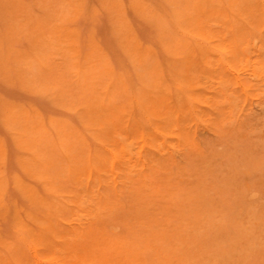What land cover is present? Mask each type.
Segmentation results:
<instances>
[{"label": "rangeland", "instance_id": "rangeland-1", "mask_svg": "<svg viewBox=\"0 0 264 264\" xmlns=\"http://www.w3.org/2000/svg\"><path fill=\"white\" fill-rule=\"evenodd\" d=\"M263 3L0 0V262L264 264Z\"/></svg>", "mask_w": 264, "mask_h": 264}, {"label": "bare ground", "instance_id": "bare-ground-1", "mask_svg": "<svg viewBox=\"0 0 264 264\" xmlns=\"http://www.w3.org/2000/svg\"><path fill=\"white\" fill-rule=\"evenodd\" d=\"M207 1H208V0H207ZM236 1H237V0H236ZM159 3H160V2H159ZM229 3H230V2H229ZM263 4H264V3H263ZM166 5H167V4H166ZM183 5H185V4H183ZM195 5H196V4H195ZM230 5L233 6L231 3H230ZM197 6H198V5H197ZM197 6H196V7H197ZM201 6H202V4H201ZM186 7H187V6H186ZM196 7H195V8H196ZM181 8H182V7H181ZM199 8H200V7H199ZM201 8H202V7H201ZM184 9H185V8H184ZM196 9H198V8H196ZM196 9H195V10H196ZM203 9H204V8H203ZM229 9H230V7H229ZM231 9H232V7H231ZM231 9H230V10H231ZM233 9H234V6H233ZM171 10H172V9H171ZM198 10H199V9H198ZM198 10H197V11H198ZM200 10H201V9H200ZM235 10H236V9H235ZM164 11H165V10H164ZM189 11H190V9H189ZM192 11H193V10H192ZM197 11H196V14H197V13L199 14V13L201 12V11H200V12H199V11L197 12ZM239 11H240V10H239ZM168 12H169V11H168ZM207 12H210V10L207 11ZM207 12H206V13H207ZM230 12H232V11H230ZM230 12H229L228 15H230ZM202 13H204V12H202ZM212 13H214V12L212 11ZM215 13H216V12H215ZM215 13H214V14H215ZM232 13H233V12H232ZM208 14H209V13H208ZM234 14H235V12H234ZM168 15H169V14H168ZM170 15H171V14H170ZM201 15H202V14H201ZM204 15H205V14H204ZM209 15H211V14H209ZM235 15H236V14H235ZM171 16H172V15H171ZM196 16H198V15H196ZM169 17H170V16H169ZM172 18H173V17H172ZM229 18H231V17H229ZM173 19L176 20V18H173ZM198 19H199V21L201 20V18H200L199 16H198ZM199 21L197 20V22H199ZM225 21H226V20H225ZM225 21H224V22H225ZM227 21H228V20H227ZM227 21H226V23H227ZM175 22H176V21H175ZM229 22H230V21H229ZM229 22H228V23H229ZM232 22H233V21H232ZM228 23H227V27L230 26V25H228ZM230 23H231V22H230ZM230 23H229V24H230ZM200 24H201V21L199 22V25H198V26H201ZM212 24H213V23H212ZM224 24H225V23H224ZM233 24H234V26H235V23H234V22H233ZM178 25H179V27H180V24H179V23H178ZM194 25H196V24L194 23ZM213 26H214V25H213ZM234 26L232 25V27H234ZM202 27H203V29H202V31H203V30H204V25H203ZM227 27H226V28H227ZM199 28H200V27H199ZM177 29H178V28H177ZM177 29H176V31H177ZM180 29H181V28H180ZM185 29H186V28H185ZM230 29H231V27H230ZM181 30L184 31V28L181 29ZM181 30H180V31H181ZM235 30H236V29H235ZM246 30H248V29H246ZM178 31H179V30H178ZM178 31H177V32H178ZM187 31H188V30H187ZM187 31H185V32H187ZM189 31H190V30H189ZM199 31H200V30H199ZM225 31H227V30H225ZM200 32H201V31H200ZM203 32H205V31H203ZM178 33H179V32H178ZM178 33H177V34H178ZM180 33H181V32H180ZM189 33H191V32H189ZM192 33H193V32H192ZM192 33L190 34L191 36H196V34H197V33H196L195 35H192ZM179 35H180V34H179ZM183 35H184V34H183ZM197 35H198V34H197ZM229 35H230V34H229ZM218 36H219V35H218ZM180 37H181V36H180ZM198 37H200V36H198ZM207 37H208V36H207ZM221 37H222V36H221ZM223 37H224V36H223ZM182 38H183V36H182ZM184 38H185V37H184ZM195 38H196V37H195ZM200 38L202 39V37H200ZM187 39H188V38H187ZM187 39H186V40H187ZM203 39H204V38H203ZM226 39H229V37H227ZM191 40H192V39H191ZM194 40H195V39H194ZM196 40H197V39H196ZM207 40H209V39H207ZM236 40H237V39H236ZM200 41H201V40H200ZM202 41H203V40H202ZM202 41H201V42H202ZM205 41H206V40H205ZM214 41H216V40H214ZM177 42H178V41H177ZM192 42H193V41H192ZM203 42H204V41H203ZM208 42H209V41H208ZM210 42H212V40H210ZM162 43H163V42H162ZM213 43H214V42H213ZM213 43H209V45H211V44H213ZM215 43H216V42H215ZM215 43H214V45L216 46ZM189 44H190V43H189ZM204 44H205V43H204ZM228 44H229V43H228ZM230 44H231V43H230ZM194 45H195V44H194ZM127 46H128V45H127ZM163 46H164V45H163ZM163 46H162V47H163ZM211 46L213 47V45H211ZM215 46H214V47H215ZM184 47H185V46H184ZM195 47H196V46H195ZM216 48H217V47H216ZM219 49H220V52L223 51V50H221L222 48H219ZM76 50H77V49H76ZM162 50H164V49H162ZM217 50H218V48H217L216 50H214V51H217ZM246 50H247V49H246ZM71 51H73V50H71ZM138 51H139V50H138ZM149 51H150V50H149ZM171 51H172V50H171ZM196 51L198 52V50H196ZM224 51H226V50H224ZM242 52H243V51H242ZM244 52H245V51H244ZM145 53L147 54V51H146ZM211 53H212V52H211ZM227 53H228V52H226V55H227ZM235 53H236V52H235ZM235 53H233V54H235ZM223 54H224V53H223ZM236 54H237V53H236ZM82 55H83V54H82ZM144 55H145V54H144ZM148 55H149V54H148ZM150 55H151V54H150ZM164 55H165V53H164ZM214 55L217 56L216 54H214ZM218 55H219V54H218ZM226 55H224V56H226ZM156 56H157V55H156ZM166 56H167V55H166ZM215 56H214V57H215ZM219 56H221V53H220ZM227 56H228V55H227ZM232 56H233V55H232ZM150 57H151V56H150ZM234 57H235V56H234ZM156 58H157V57H156ZM217 58H219V57H217ZM225 58H226V57H225ZM223 59H224V58H223ZM230 59H231V58H230ZM156 60H158V59H156ZM219 60H220V59H219ZM224 60H225V59H224ZM228 60H229V58H228ZM232 60H233V59H232ZM201 61H202V60H201ZM204 61H205V59H204ZM217 61H218V60H217ZM80 62H81V60H80ZM93 62H94V61H93ZM209 62H210V61H209ZM225 62H226V61H225ZM200 63H201V62H200ZM202 63H203V62H202ZM202 63H201V64H202ZM222 63H224V62H222ZM228 63H229V62H228ZM230 63H232V62H230ZM80 64H81V63H80ZM203 64L206 65V62L203 63ZM225 65H226V64H225ZM225 65H224V66H225ZM79 66H80V65H79ZM81 66H82V65H81ZM81 66H80V69L82 68ZM166 66H167V62H166ZM148 67H149V66H148ZM180 67H181V66H180ZM203 67H204V66H203ZM207 67L210 68L209 64H207L206 68H207ZM221 67H223V66H221ZM221 67H219V68H221ZM72 68H74V67L72 66ZM154 68H155V67H154ZM77 69H78V68H77ZM107 69H108V68H107ZM163 69H164V68H163ZM185 69H186V68H184V70H185ZM200 69H203L202 66H201ZM204 69H205V68H204ZM222 69H224V68H222ZM81 70H83V69H81ZM188 70H189V69H187V71H188ZM207 70H208V68H207ZM209 70H210V69H209ZM75 71L80 72L79 70H75ZM104 71H105V70H104ZM150 71H151V70H150ZM167 71H168V70H167ZM185 71H186V70H185ZM187 71H186V73H187ZM145 72H146V71H145ZM164 72H165V71H164ZM168 72H169V75L171 76L172 74H170V71H168ZM221 72H222V71H221ZM221 72H220V74H221ZM146 73H147V72H146ZM149 73H150V72H149ZM188 73H189V72H188ZM193 74H194V73H193ZM220 74H219V75H220ZM78 75H79V73H78ZM148 75H149V74H148ZM186 76H187V75H186ZM217 76H218V75H217ZM78 77H80V75H79ZM108 77H109V76H108ZM171 77L173 78L174 76H171ZM180 77H181V76H180ZM183 77H184V76H183ZM188 77H189V75H188ZM192 77H193V76H192ZM169 78H170V77H169ZM195 78L197 79V77H195ZM137 79H138V78H137ZM149 79H150V78H149ZM174 79H175V82H176V78H175V77H174ZM179 79H180V78H179ZM185 79L189 80L190 78H189V79H188V78H185ZM191 79H192V78H191ZM193 79H194V78H193ZM193 79H192V80H193ZM79 80H80V79H79ZM192 80H191V81H192ZM130 81H131V80H130ZM189 81H190V80H189ZM191 81H190V82H191ZM221 81L223 82V80H221ZM221 81H220V82H221ZM178 82H181V81H178ZM178 82H177V83H178ZM194 82H197V80L194 81ZM101 83H102V82H101ZM111 83H112V82H111ZM171 83H172V82H171ZM192 83H193V82H192ZM192 83H190V84H192ZM223 83H224V82H223ZM132 84H133V83H132ZM172 84H173V83H172ZM179 84H181V83H179ZM179 84H178V85H179ZM182 84H183V83H182ZM182 84H181V85H182ZM185 84H186V83H185ZM195 84H196V83L192 84L193 87L195 86ZM196 85H197V84H196ZM184 86H187V84L184 85ZM189 86H190V85H189ZM189 86H188V87H189ZM135 87H136V86H135ZM140 87H141V86H140ZM175 87H177V86H175ZM195 87H196V86H195ZM172 88H173V85H172ZM190 88H191V86H190ZM199 88H201V87H199ZM134 89H135V88H134ZM155 89H156V88H155ZM178 89H179V88H178ZM109 90H110V88H109ZM135 90H136V89H135ZM135 90H134V91H135ZM172 90H174V89H172ZM193 90H195V89H193ZM106 91H107V90H106ZM125 91H126V90H125ZM176 91H178V90H176ZM188 91H189V90H188ZM199 91H200V89H199L198 91L196 90V91H195L196 94L199 95V94H200V93H198ZM136 92H137V91H136ZM136 92H135V93H136ZM180 92H181V91H180ZM186 92H187V91H186ZM190 92H191V91H189V93H190ZM192 92H193V91H192ZM108 93H110V92H108ZM158 93H159V92H158ZM173 93H175V92H173ZM178 93H179V92H178ZM189 93H188V94H189ZM193 93H194V92H193ZM190 94H191V97H190V98H192V97H193V96H192V93H190ZM194 94H195V93H194ZM105 95H107V94H105ZM138 96H139V95H138ZM144 96H145V95H144ZM159 96L164 97L162 94L159 95ZM159 96H158V101H159V98H160ZM166 96H167V95H165V99H168V100H166V101H170V95H169V97H167V98H166ZM176 96H178V95H176ZM180 96H181V100H184V99L187 100V98H182V95H181V94H180ZM183 96L185 97V95H183ZM151 97H152V96H151ZM162 97H161V98H162ZM171 97H172V96H171ZM173 97H175V95H174ZM135 98H136V97H135ZM175 98L177 99V97H175ZM179 98H180V97H179ZM195 98H196V96H195ZM198 98H200V100H201L202 97H200V95H199ZM137 99H138V98H137ZM152 99L154 100L153 97H152ZM156 99H157V98H156ZM165 99H163V100H165ZM153 100H152V101H153ZM161 100H162V99H161ZM163 100H162V101H163ZM174 100H175V99H174ZM181 100H180V101H181ZM192 100H194V98H193ZM196 100H197V99H196ZM138 101H139V100H138ZM138 101H137V102H138ZM148 101H149V100H148ZM158 101H157V102H158ZM162 101H161V102L159 101L160 103H159V102H158V103L161 105ZM175 101L177 102V100H175ZM198 101H199V100H198ZM198 101H197V102H198ZM173 102H174V101H172V103H173ZM181 102H182V101H181ZM181 102H179V104H180ZM200 102H201V101H199L198 103H200ZM96 103H97V105H98V102H96ZM139 103H140V102H139ZM166 103H167V104L169 103L168 105L171 104V102H165V104H166ZM186 103H187V102L185 101V104H186ZM193 103H194V102H193ZM165 104H162L161 107L164 106ZM167 104H166V106H167ZM173 104H174V103H173ZM173 104H171V107H173ZM94 105H96V104H94ZM94 105H93V107H94ZM100 105H101V104H100ZM141 105H142V104H141ZM181 105H182V104H181ZM181 105H180V106H181ZM191 105H192V103H191ZM194 105H195V104H193V106H194ZM196 105L199 106L197 103H196ZM98 106H99V105H98ZM98 106H96V107H98ZM101 106H103V105H101ZM105 106H106V105H105ZM136 106H137V105H136ZM138 106H139V105H138ZM145 106H146V105H145ZM150 106H151V105H150ZM156 106L158 107V109H157V108H156V109L159 110V106H158L157 104H156ZM177 106L179 107V105H177ZM184 106H185V105H184ZM188 106H189V105H188ZM139 107H140V106H139ZM167 107H168V106H167ZM167 107H165V108H163V109H166ZM171 107H169V108H171ZM182 107H183V105H182ZM185 107H186V106H185ZM185 107H184V109H185ZM106 108H107V107H106ZM136 108H137V107H136ZM143 108H144V107H143ZM180 108H181V107H179V109H180ZM186 108H187V107H186ZM194 108H195V107H194ZM95 109H97V108H95ZM102 109H104V108H102ZM108 109H110L109 106H108ZM108 109H107V110H108ZM111 109H112V108H111ZM111 109H110L111 112H110V111H108V112L112 113V110H111ZM151 109H152V111H153V109H155V107L153 108V107L151 106ZM151 109H150V111H151ZM172 109L174 110V109H176V108H172ZM92 110H93V109H92ZM104 110H105V112L107 111L106 109H104ZM166 110H168V108H167ZM93 111H95V110H93ZM102 111H103V110H102ZM152 111H151V114H152V113L154 114V112H152ZM164 111H165V110H163L162 113H163ZM168 111H170V110H168ZM174 111H175V110H174ZM182 111H183V110H182ZM196 111L198 112V110H196ZM98 112H99V111H98ZM98 112H97V114H98ZM141 112H142V111H141ZM159 112H161V110H159L157 113H159ZM165 112H166V111H165ZM171 112H172V111H171ZM147 113H148V112H147ZM168 113L171 114L170 112H168ZM174 113H175V112H174ZM174 113H172L171 115H169V114H167V115L172 116ZM177 113H178V112H177ZM99 114H100V113H99ZM102 114H104V113L101 112L100 115L102 116ZM159 114L161 115V113H159ZM184 114H185V113H184ZM192 114H193V113H192ZM136 115H137V114H136ZM160 115H159V116H160ZM162 115H164V114H162ZM177 115H178V114H177ZM104 116L107 117L108 114H107V115H104ZM104 116H102V117H104ZM143 116H144V115H143ZM143 116H142V117H143ZM155 116H156V115H155ZM105 117H104V119H107V118H105ZM174 117H176V116H174ZM109 118H111V116H110ZM138 118H139V117H138ZM155 118H156V117H155ZM155 118H154L153 120L156 121L157 119H155ZM170 118H171V117H170ZM21 119H22V118H21ZM92 119H93V118H92ZM94 119H95V118H94ZM148 119H149V118H148ZM159 119H160V118H159ZM102 120H103V119H102ZM112 120H114V119H112ZM115 120H116V119H115ZM118 120H119V119H118ZM118 120H116V122L114 121V123H116V124L119 123L120 121H118ZM168 120H169V119H168ZM86 121H87V120H86ZM107 121H109V120H107ZM117 121H118V122H117ZM149 121H150V120H149ZM163 121H164V120H163ZM166 121H167V120H166ZM173 121H174V120H173ZM173 121H172V122H173ZM12 122H13V121H12ZM45 122H46V120H45ZM47 122H48V121H47ZM94 122H95V121H94ZM99 122H100V121H99ZM137 122H138V121H137ZM151 122H152V121H151ZM157 122H159V120L156 121V123H157ZM160 122H162V121H160ZM179 122H180V121H179ZM60 123H61V122H60ZM107 123H108V122H107ZM111 123H112V122H111ZM111 123H110V125H112ZM114 123H113V124H114ZM152 123H154V122H152ZM176 123H177L176 126H178V122H176ZM176 123H175V124H176ZM103 124H104V123H103ZM108 124H109V123H108ZM116 124H115V125H116ZM136 124H137V123H136ZM147 124H148V123H147ZM154 124H155V123H154ZM154 124H153V125H154ZM163 124H164V122H163ZM166 124H167V123H166ZM118 125H119V124H117V126H118ZM139 125H140V123H139ZM139 125H138V128H135L134 126H133V128H135V129H137V130H138V129H139V130H142V128H141V129L139 128ZM164 125H165V124H164ZM172 125H173V124H172ZM49 126H50V128H51V124H50ZM80 126L82 127V124H81ZM119 126H120V125H119ZM156 126H157V125H156ZM168 126H169V125H168ZM179 126H180V124H179ZM112 127H113V125H112ZM120 127H121V126H120ZM144 127H145V129H146V124H145V123H144ZM153 127H154V126H153ZM157 127H158V126H157ZM157 127H156V128H157ZM180 127H181V126H180ZM82 128H83V127H82ZM82 128H81V129H82ZM101 128H102V127H101ZM104 128H105V127H104ZM114 128H116V127H114ZM117 128H118V127H117ZM130 128H131V127H130ZM154 128H155V127H154ZM163 128H164V127H163ZM166 128H167V127H165V129H166ZM83 129H84V128H83ZM83 129H82V130H83ZM90 129H91V128H90ZM92 129H93V128H92ZM135 129H133V130H135ZM157 129H158V128H157ZM168 129H170V128H168ZM168 129H166V131H168ZM51 130H52V129H51ZM77 130H78V129H77ZM84 130H85V129H84ZM94 130H95V128H94ZM97 130H98V129H97ZM137 130H136V131H137ZM146 130H147V129H146ZM151 130H152V129H151ZM155 130H156V129H155ZM158 130H160V129H158ZM178 130H179V129H178ZM99 131H100V130H99ZM80 132H81V131H80ZM94 132H95V131H94ZM111 132H112V131H111ZM113 132H114V130H113ZM127 132H129L128 129H127ZM144 132H145V131H144ZM24 133H25V132H24ZM52 133H53V132H52ZM54 133H55V132H54ZM84 133H88V132L85 131V132L82 133V135H83ZM100 133H103V132L100 131ZM116 133H117V132H115V135H116ZM120 133H121V132H120ZM145 133H146V132H145ZM69 134H70V133H69ZM111 134H112V133H111ZM127 134H128V133H127ZM129 134H130V133H129ZM138 134H139V133H138ZM82 135H81V136H82ZM87 135H88V134H87ZM25 136H26V135H25ZM54 136L56 137L55 134H54ZM71 136H72V135H71ZM71 136H68V137H71ZM75 136H76V135H75ZM116 136H117V135H116ZM131 136H132V134H131ZM162 136H163V135H162ZM34 137H35V136H34ZM88 137H90V136H88ZM122 137H123V136H122ZM132 137L135 138V136H132ZM137 137H138V136H137ZM139 137L141 138V136H139ZM139 137H138V138H139ZM144 137H145V136H144ZM43 138H44V137H43ZM84 138H85V137H84ZM117 138H119V137L117 136ZM55 139H56V138H55ZM66 139H67V137H66ZM86 139H87V138H86ZM91 139L93 140V138H91ZM103 139H104V138H103ZM39 140H40V139H39ZM68 140H70V139H68ZM122 140H124V139H122ZM142 140H143V139H142ZM70 141H71V140H70ZM108 141H109V140H108ZM163 141H164V140H163ZM25 142H26V141H25ZM57 142H58V141H57ZM57 142H56V143H57ZM65 142H66V141H65ZM71 142H72V141H71ZM78 142H79V141H78ZM110 142H111V141H110ZM29 143H30V142H29ZM74 143H75V142H74ZM79 143H80V142H79ZM84 143H85V142H84ZM88 143H89V141H88ZM93 143H94V142H92V144H93ZM97 143H98V142H97ZM121 143H122V142H121ZM121 143H120V145H121ZM58 144H59V142H58L56 145H58ZM86 144H87V143H86ZM92 144H91V145H92ZM123 144H124V143H123ZM29 145H30V144H29ZM35 145H36V144H35ZM59 145H60V144H59ZM79 145H80V144H79ZM102 145H103V144H102ZM87 146H88V145H87ZM124 146H126V145L124 144ZM129 146H130V145H129ZM58 147L60 148L61 146H58ZM75 147H76V146H75ZM77 147H79V146H77ZM80 147H81V146H80ZM83 147H84V146H83ZM92 147H93V146H92ZM127 147H128V145H127ZM127 147H126V149L129 148V147H128V148H127ZM36 148H37V147H36ZM42 148L45 149L44 146H43ZM61 148H62V147H61ZM93 148H94V147H93ZM93 148H92V149H93ZM107 148H108V147H107ZM75 149H76V148H75ZM109 149H110V148H109ZM121 149H125V148H122V146H121ZM129 149H130V148H129ZM56 150H57V149H56ZM102 150H103V149H102ZM31 151H32V150H31ZM42 151H43V150H42ZM60 151L62 152L63 149H61ZM103 151H104V150H103ZM107 151H108V150H107ZM107 151H106V152H107ZM130 151H131V150H130ZM47 152H48V151H47ZM52 152H53V151H52ZM108 152H109V151H108ZM108 152H107V153H108ZM112 152H113V151H112ZM26 153H28V152H26ZM44 153H45V151H44ZM58 153H59V152H57V154H58ZM63 153H64V152H63ZM30 154H31V153H30ZM33 154H34V153H33ZM41 154H43V153H41ZM54 154H55V153H54ZM91 154H92V153H91ZM113 154H114V153H113ZM108 155H110V154H108ZM117 155H118V154H116V156H117ZM122 155H123V154H122ZM124 155H126V154H124ZM124 155H123V156H124ZM53 156H54V155H53ZM64 156H66V155H64ZM128 156H129V155H128ZM34 157H35V159H36L35 154H34ZM114 157H115V155H114ZM129 157H130V156H129ZM37 158H38V157H37ZM55 158H56V157H55ZM60 158H61V157H60ZM65 158L67 159L68 157L66 156ZM108 158H109V157H108ZM126 158L128 159L127 161H129V158H128V157H126ZM131 158H133V156H131ZM39 159H40V157H39ZM68 159H69V158H68ZM89 159H90V158H89ZM109 159H110V158H109ZM117 159H118V158H117ZM43 160H44V159H43ZM43 160H41V161L43 162ZM45 160H46V159H45ZM115 160H116V159H115ZM124 160H125V158H124ZM130 160H131V159H130ZM37 161H38V160H37ZM50 161H51V160H50ZM53 161H54V160H53ZM58 161H59V160H58ZM58 161H57V162H58ZM64 161H65V159H64ZM80 161H81V160H80ZM91 161H92V160H91ZM152 161H153V160H152ZM46 162H47L48 164H46L45 166H47V165H49V164H50L51 166L53 165V162H52V161H51L52 164L49 163V161H46ZM46 162H45V163H46ZM54 162H55V161H54ZM57 162H55V163H57ZM61 162H62V161H61ZM66 162H67V161H66ZM72 162H73V161H72ZM129 162H131V161H129ZM43 163H44V162H43ZM55 163H54V165H55ZM68 163L70 164L71 162L68 160ZM89 163H90V162H89ZM113 163H114V162H113ZM39 164L41 165L42 163H40V161H39ZM62 164L65 165L66 163H62ZM69 164H68V166H69ZM91 164H92V163H91ZM126 164H127V163H126ZM50 165H49V166H50ZM85 165H86V164H85ZM85 165H84V166H85ZM92 165H93V164H92ZM33 166H34V165H33ZM35 166H36V165H35ZM51 166H50V167H51ZM60 166H62V165L60 164ZM70 166H71V164H70ZM87 166H90V164L87 165ZM117 166H118V165H117ZM117 166H116V167H117ZM129 166H130V165H129ZM42 167H44V164L42 165ZM52 167H53V166H52ZM55 167H56V166H55ZM57 167H58V166H57ZM66 167H67V165H66ZM99 167H100V166H99ZM38 168H39V167H38ZM46 168H47V167H46ZM46 168H45V170H46ZM48 168H49V167H48ZM58 168H59V167H58ZM62 168H63V167H62ZM70 168H71V167H70ZM78 168L80 169V167H78ZM81 168H82V167H81ZM63 169H64V168H63ZM63 169H61V170H63ZM71 169H72V168H71ZM82 169H83V168H82ZM87 169H88V167H87ZM87 169H85V167H84V172H85ZM89 169H91V168H89ZM132 169H133V168H131V170H132ZM39 170H41V169H39ZM61 170L59 169V171L56 172V175H55V173H54V175L57 176L58 172H61ZM69 170H70V169H69ZM72 170H73V169H72ZM77 170H78V169H77ZM80 170H81V169H80ZM93 170H94V169H93ZM93 170H92V171H93ZM95 170H96V169H95ZM50 171H51V170H50ZM64 171H65V170H64ZM67 171H68V170H67ZM88 171H89V170H88ZM114 171H115V170H114ZM125 171H126V170H125ZM42 172H43V174H44V169L41 171V173H42ZM75 172H76V170H74L73 172L70 171V175H71V173H74V174H75ZM78 172H80V171H77V173H78ZM81 172H82V171H81ZM81 172H80V173H81ZM84 172H83V173H84ZM95 172H97V171H95ZM115 172H116V171H115ZM41 173H39V174H41ZM62 173H63V172H62ZM65 173H66V172H65ZM86 173H87V172H86ZM97 173H98V172H97ZM127 173H128V172H127ZM39 174L37 173V175H39ZM68 174H69V173H68ZM78 174H79V173H78ZM78 174H77V175H78ZM112 174H113V173H112ZM125 174H126V173H125ZM66 175H67V174H66ZM79 175H81V174H79ZM79 175H78V176H79ZM83 175H84V174H83ZM85 175H86V174H85ZM130 175H131V174H130ZM39 176H41V175H39ZM58 176H59V175H58ZM64 176H65V174H64ZM72 176H73V175H72ZM86 176H87L88 179H89V176H88V175H86ZM113 176H114V175H113ZM127 176H129V175H127ZM28 177H29V176H28ZM60 177H62V175H61ZM81 177H82V176H81ZM91 177L94 178L93 175H92ZM100 177H101V176H100ZM116 177H117V176H116ZM116 177H115V178H116ZM35 178H36V176H35ZM71 178H72V179H75V178L69 176V183H71V182H70V179H71ZM83 178H85V177L83 176ZM115 178L113 177V179H115ZM28 179H29V178H28ZM39 179H41V178L39 177ZM42 179H43V178H42ZM62 179H65V180H66V179H68V177H67V178H62ZM72 179H71V180H72ZM88 179L86 180L87 183H88ZM94 179H95V178H94ZM97 179H98V178H97ZM110 179H111V178H110ZM136 179H137V178H136ZM10 180L12 181V179H10ZM37 180H38V179H37ZM53 180H54V179H53ZM57 180H60V179H57ZM57 180H56V181H57ZM78 180L82 181V179H79V177H78ZM78 180H77V181H78ZM83 180L85 181V179H83ZM98 180H99V179H98ZM98 180L96 181V179H95L94 182H98ZM111 180H112V179H111ZM116 180H117V179H116ZM123 180H124V179H123ZM127 180H128V179H127ZM130 180H131V179H130ZM31 181H32V180H31ZM33 181H36V180H34V178H33ZM45 181H46V180H45ZM47 181H48V180H47ZM50 181H51V180H49L48 182H50ZM84 181H83V183H84ZM89 181H90V180H89ZM92 181H93V179H91V182H92ZM121 181H122V180H121ZM134 181H135V180H134ZM36 182H37V185H38V183L40 184V183L42 182V180H41V182H38V181H36ZM66 182H67V181H66ZM66 182H65V183H66ZM102 182H103V181H102ZM102 182H100V183L102 184ZM111 182H115V181H111ZM34 183H35V182H34ZM52 183H53V181H52ZM52 183L50 182V184H52ZM122 183H123V182H122ZM124 183H126V181H124ZM127 183H128V182H127ZM131 183H132V181H131ZM133 183H134V182H133ZM42 184H43V183H42ZM45 184H46V182H45ZM54 184H55V183H54ZM63 184H64V183H63ZM63 184H61V185H59V186H63ZM71 184H72V183H71ZM71 184H70V185H71ZM73 184L75 185V180H74V183H73ZM84 184H85V183H84ZM84 184H83V185H84ZM95 184H97V183H95ZM128 184H130V183H128ZM52 185H53V184H52ZM64 185H66V184H64ZM74 185H73V186H74ZM89 185H90V183H89ZM97 185H98V184H97ZM97 185H96V186H97ZM111 185H112V184H111ZM45 186H46V185H45ZM45 186H44V187H45ZM57 186H58V185H57ZM59 186H58V187H59ZM66 186H67V185H66ZM68 186H69V185H68ZM99 186H100V185H99ZM124 186H126V185H124ZM28 187H32V186L29 185ZM48 187H49V186H48ZM50 187H51V186H50ZM115 187H116V186H115ZM7 188H8V187H7ZM39 188H40V187H39ZM45 188H46V187H45ZM84 188H86V187H84ZM87 188H88V187H87ZM93 188H94V187H93ZM8 189H9V188H8ZM50 189L52 190V187H51ZM56 189H57V187H56ZM56 189H55V190H56ZM33 190H34V189L32 188V192H33ZM35 190H36V189H35ZM41 190H42V189H41ZM41 190H40V191H41ZM55 190H54V191H55ZM57 190H58V189H57ZM99 190H100V187H99ZM30 191H31V190H30ZM30 191H29V193H31ZM42 191H43V190H42ZM63 191H64V190H63ZM84 191H85V190H84ZM93 191H94V190H93ZM96 191H97V190H96ZM140 191H141V190H140ZM7 192H8V191H7ZM43 192H45V190H44ZM43 192H42V193H43ZM66 192H67V191H66ZM68 192H70V191H68ZM99 192H100V191H99ZM46 193H49V191H46ZM71 193H72V192H71ZM93 193H94V192H93ZM34 194H36V192H35ZM34 194H33V195H34ZM39 194H40V193H39ZM44 194H45V193H44ZM49 194L51 195V193H49ZM97 194H98V193H97ZM47 195H48V194H47ZM40 196H41V195H40ZM53 196H54V195H53ZM66 196H67V195H66ZM56 197H57V196H56ZM86 199H87V198H86ZM86 199H84V200H86ZM88 199H89V198H88ZM95 199H97V198L95 197ZM7 200H8V198H7ZM90 200H91V199H90ZM10 202H12V201H10ZM62 202H63V201H61V203H62ZM88 202H89V200H88ZM88 202H86V203H88ZM26 203H28V202H26ZM66 203L68 204V202H66ZM66 203H64V204H66ZM84 203H85V202H84ZM86 203H85V204H86ZM89 203H90V202H89ZM30 204H31V203H30ZM81 204H82V203H81ZM91 204H92V203H91ZM8 205H9V204H8ZM11 205H12V204H11ZM23 205H24V204H23ZM68 205H71V204H68ZM73 205H74V204H73ZM31 206H33V205H31ZM60 206H61V205H60ZM71 206H72V205H71ZM77 206H78V204H77ZM82 206H83V204H82ZM88 206H89V204L87 205V207H88ZM90 206H91V205H90ZM94 206H95V205H94ZM25 207H26V206H25ZM61 207H62V206H61ZM72 207H73V209H71V210H74V209H75L74 207H76V206L74 205V206H72ZM87 207H86V208H87ZM14 208H15V207H14ZM44 209H45V208H44ZM97 209H98V207H97ZM14 210H17V208L14 209ZM32 210H33V209H32ZM42 210H43V207H42ZM9 211H11V209H10ZM9 211H8V212H9ZM20 211H21V210H20ZM44 211H45V210H44ZM74 211H77V210H74ZM74 211H73V212H74ZM78 211H79V210H78ZM87 211H88V210H87ZM99 211H100V210H99ZM99 211H97V212H99ZM33 212H35V210H33ZM37 212H38V211H37ZM42 212H43V211H42ZM47 212H49V211H47ZM71 212H72V211H71ZM101 212H102V211H101ZM9 213H10V212H9ZM38 213H39V212H38ZM75 213H76V212L72 213V215L74 216ZM111 213H112V211H111ZM52 214H53V213H52ZM55 214H56V213H55ZM55 214H54V216L56 217ZM63 214H64V213H63ZM77 214H78V212H77ZM141 214H142V213H141ZM11 215H12V213H11ZM72 215H71V216H72ZM7 216H8V215H7ZM71 216H70V217H71ZM78 216H79V215H78ZM87 216H88V215H87ZM101 216H102V215H101ZM103 216H104V215H103ZM108 216H109V217H110V216H113V214H112V215H108ZM74 217H75V216H74ZM12 218H13V217H12ZM41 218H42V217H41ZM60 218H61V217H60ZM60 218H59L58 215H57V219H60ZM76 218H77V217H76ZM87 218H88V217H87ZM103 218H104V217H103ZM9 219L11 220V217H10ZM9 219H8V222H9ZM72 219H73V218H72ZM72 219H71V220H72ZM78 219H79V218H78ZM81 219H82V218H81ZM85 219H86V218H85ZM88 219H89V218H88ZM48 220H49V219H48ZM50 220H52V219H50ZM60 220H62V219H60ZM71 220H70V221H71ZM75 220H76V219H75ZM13 221H14V219H13L12 221H10V222H13ZM58 221H59V220H58ZM101 221H102V220H101ZM105 221H106V220H105ZM15 222H16V220H15ZM15 222H13V223H15ZM52 222H53V221H52ZM66 222H67V221H65V223H66ZM73 222L79 223V221H77V220H76V221L73 220ZM73 222L71 221V222H69V223H73ZM80 222H81V221H80ZM85 222H86V221H85ZM87 222H88V220H87ZM98 222H99V221H98ZM98 222H97V223H98ZM59 223H62V222L59 221ZM67 223H68V222H67ZM69 223H68V224H69ZM11 224H12V223H11ZM11 224H10V225H11ZM18 224H20V222H18ZM62 224H63V223H62ZM81 224H83V223H81ZM84 224H85V223H84ZM84 224H83V226H82V225H81V226L84 227V226L86 225V224H85V225H84ZM99 224H100V222H99ZM144 224H145V223H144ZM148 224H149V226H150V223H148ZM15 225L17 226V224H15ZM15 225H14V226H15ZM54 225H55V224H54ZM59 225H60V224H59ZM64 225H65V224H64ZM64 225H63V226H64ZM74 225H75V224H74ZM145 225H146V224H145ZM16 226H15V227H16ZM20 226H22V224H20ZM20 226H19V227L17 226V227L20 229V228H21ZM60 226H61V225H60ZM60 226H59V228H60ZM70 226H71V225H70ZM146 226H148V225H146ZM17 227H16V228H17ZM35 227H36V226H35ZM61 227H62V226H61ZM71 227H72V226H71ZM73 227H74V226H73ZM18 228H17V232H18ZM23 228H24V227H23ZM23 228H21V229H22V230H25V228H24V229H23ZM59 228L56 227V229H59ZM67 228H68V227H67ZM69 228H70V227H69ZM69 228H68V230H69ZM53 229H54V228H53ZM60 230H62V228H61ZM63 230H64V229H63ZM26 231H28V230H26ZM49 231H50V230H49ZM65 231H66V233H67V235H68L69 232H67L66 229H65ZM83 231H84V230H83V228H82V232H83ZM28 232H29V231H28ZM37 232H38V231H37ZM40 232H41V231H40ZM40 232H38V233H40ZM70 232H71V230H70ZM18 233H20V232H18ZM22 233H23V232L21 231V233L18 234V235H21ZM66 233L63 232V234H65V235H66ZM33 234H34V233H33ZM35 234H36V233H35ZM49 234H51V233H49ZM14 235H15V234H14ZM60 235H62V233H61ZM83 235H84V234H83ZM153 235L155 236V234H153ZM28 236H29V235H28ZM52 236H53V235H52ZM62 236H63V235H62ZM80 236H81V234H80ZM11 237H12V236H11ZM23 237L25 238L26 236L23 235ZM29 237H30V236H29ZM33 237H34V236H33ZM33 237H30L31 239H29L28 241L33 240L32 243H33V242L36 243V241L38 242L39 238H37L38 240L34 241L35 238L32 239ZM37 237H38V236H37ZM42 237H43V236H42ZM67 237H68V236H67ZM136 237H137V236H136ZM156 237H157V236H156ZM8 238H9V237H8ZM26 238H28V237H26ZM44 238H45V237H44ZM82 238H83V237H82ZM82 238H81V239H82ZM17 239H18L17 241H19V238H17ZM49 239H50V238H49ZM81 239H80V240H81ZM136 239H137V241H139V240H138V237H137ZM14 240H15V239H14ZM83 240H84V239H83ZM21 241H22V240H21ZM54 241H55V240H54ZM135 241H136V240H135ZM30 242H31V241H30ZM52 242H53V241H52ZM79 242H80V241H79ZM141 242H142V241H141ZM21 243H22V242H21ZM21 243H20V244H21ZM35 243H33V245H34ZM57 243H58V242H57ZM61 243H62V242H61ZM82 243H83V241H82ZM2 244H3V242H2ZM20 244H19V245H20ZM53 244H54V243H53ZM24 245H25V244H24ZM21 246H22V244H21ZM21 246H20V247H21ZM25 246H26V245H25ZM25 246H23V247H25ZM34 246H37V244H35ZM76 246H77V245H76ZM79 246H80V245H79ZM29 247H30V246H29ZM151 247H152V246H151ZM2 248H4V247H2ZM31 248H32V247H31ZM37 248H38V247H37ZM50 248L53 249V247H50ZM50 248H48V249H50ZM55 248H56V247H55ZM148 248H149V247H148ZM0 249H1V248H0ZM24 249H25V248H24ZM33 249H35V248L33 247ZM40 249H41V248H40ZM57 249H58V248H57ZM149 249H150V248H149ZM7 250H8V249H7ZM30 250H31V249H30ZM38 250H39V249H38ZM1 251H2V250H1ZM9 251H10V250H9ZM12 251H13V250H12ZM33 251H34V250H33ZM33 251H32V254H34ZM60 251H61V250H60ZM124 251H125V250H124ZM146 251H147V250H146ZM6 252H7V251H6ZM55 252H56V251H55ZM61 252H63V251H61ZM8 253H9V255L12 254V253H10V252H7V254H8ZM127 253H128V252H127ZM148 253H149V252H148ZM30 254H31V253H30ZM32 254H31V255H32ZM14 255H15V254H14ZM31 255H30V256H31ZM1 256H2V255H1ZM3 256H5L6 258H8L5 254H4ZM11 256H12V255H11ZM33 257H35V256H33ZM0 258H1V257H0ZM31 258H32V256H31ZM3 259H4V258H3ZM6 260H7V259H6ZM8 260H9V259H8ZM8 260H7V263H6V264H8V262L10 261V260H9V261H8ZM12 260H14V259H13V256H12ZM31 260H32V259H31ZM32 261H33V260H32ZM16 262H17V261H16ZM0 263L5 264V262L3 263L2 260H1ZM33 263H34V262H33ZM16 264H17V263H16ZM34 264H35V263H34Z\"/></svg>", "mask_w": 264, "mask_h": 264}]
</instances>
